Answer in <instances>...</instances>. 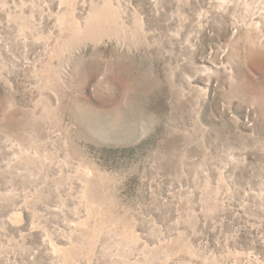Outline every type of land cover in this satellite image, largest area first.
<instances>
[{"label":"rangeland","instance_id":"rangeland-1","mask_svg":"<svg viewBox=\"0 0 264 264\" xmlns=\"http://www.w3.org/2000/svg\"><path fill=\"white\" fill-rule=\"evenodd\" d=\"M0 264H264V0H0Z\"/></svg>","mask_w":264,"mask_h":264}]
</instances>
